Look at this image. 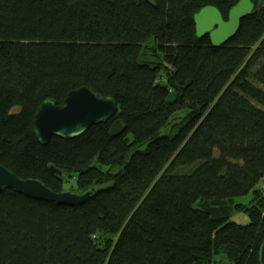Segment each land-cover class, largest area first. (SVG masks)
<instances>
[{"label":"trees","instance_id":"trees-1","mask_svg":"<svg viewBox=\"0 0 264 264\" xmlns=\"http://www.w3.org/2000/svg\"><path fill=\"white\" fill-rule=\"evenodd\" d=\"M252 1L214 46L195 14L212 5L227 19L238 0H0V163L55 191L92 190L78 205L0 190V264H259L264 0ZM81 86L118 112L41 144L38 107ZM214 153L240 164L177 171ZM236 209L249 223L231 220Z\"/></svg>","mask_w":264,"mask_h":264},{"label":"water","instance_id":"water-1","mask_svg":"<svg viewBox=\"0 0 264 264\" xmlns=\"http://www.w3.org/2000/svg\"><path fill=\"white\" fill-rule=\"evenodd\" d=\"M252 0H238L224 19L218 8L203 7L194 16L198 36L209 35L214 46H221L237 33L241 21L253 11ZM118 112L115 99L103 96L89 86L74 88L60 104L46 98L35 113L34 135L41 144H48L53 136L69 139L85 133L91 126L101 124ZM124 130L121 119L110 126L111 137L119 136ZM52 172L61 171L51 167ZM13 189L16 192L48 203L78 205L88 199L92 190L79 193L72 190L55 191L37 178H23L0 163V190ZM259 264H264V239L259 249Z\"/></svg>","mask_w":264,"mask_h":264},{"label":"rangeland","instance_id":"rangeland-1","mask_svg":"<svg viewBox=\"0 0 264 264\" xmlns=\"http://www.w3.org/2000/svg\"><path fill=\"white\" fill-rule=\"evenodd\" d=\"M239 164L240 163L235 160H227L224 163H218L217 153H214L213 157L210 160H207V161L202 160V161L195 162L191 165L179 166L177 168V171L187 172V173H191V172L205 173L207 171L220 172V171H224L227 169H234L238 167ZM70 183L75 184V180H71ZM69 186H70L69 183H64V189H68ZM262 188H264V186H262ZM251 197H252V193L250 192L248 194L237 197L236 200L239 202L245 203V204H249ZM231 220L237 223H240V224H247L250 221V215L248 212L244 210L236 209L232 213Z\"/></svg>","mask_w":264,"mask_h":264},{"label":"crops","instance_id":"crops-1","mask_svg":"<svg viewBox=\"0 0 264 264\" xmlns=\"http://www.w3.org/2000/svg\"><path fill=\"white\" fill-rule=\"evenodd\" d=\"M261 185L264 186V182H262Z\"/></svg>","mask_w":264,"mask_h":264}]
</instances>
